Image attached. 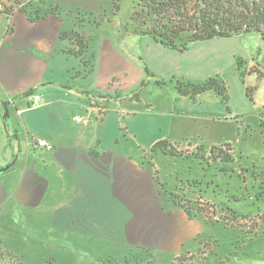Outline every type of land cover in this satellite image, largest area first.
Returning <instances> with one entry per match:
<instances>
[{
  "label": "crops",
  "instance_id": "1",
  "mask_svg": "<svg viewBox=\"0 0 264 264\" xmlns=\"http://www.w3.org/2000/svg\"><path fill=\"white\" fill-rule=\"evenodd\" d=\"M104 1L0 0V169L17 158L0 175V245L16 264H98L124 246L178 255L202 219L165 198L147 154L163 141L232 143L242 154L264 146V77L248 73L245 84L224 73L253 54L246 39L254 34L181 53L150 35L91 25L117 20L100 17ZM212 78L223 82L226 101L215 90L187 93L186 85ZM252 241L251 255L229 264H264V238Z\"/></svg>",
  "mask_w": 264,
  "mask_h": 264
},
{
  "label": "rangeland",
  "instance_id": "2",
  "mask_svg": "<svg viewBox=\"0 0 264 264\" xmlns=\"http://www.w3.org/2000/svg\"><path fill=\"white\" fill-rule=\"evenodd\" d=\"M139 4V0H105L100 17L110 15L117 20L104 23L92 21L91 25L112 26L116 31L123 27L122 30L127 33L143 35L146 28L140 26L141 18L137 14ZM104 11L109 14L104 15ZM83 16L87 19L86 12ZM251 34L255 37L246 40L254 46L253 54H247L244 59L235 58L233 65L228 64L224 68V73L235 74L245 84L250 81L248 73H257L259 79V75L264 73V38ZM75 39L85 51L87 36L79 34L75 35ZM186 50L176 49L181 53ZM165 55L168 61L169 57ZM85 64L86 67L94 66L87 60ZM161 71L163 74L166 72L165 69ZM182 77L189 81L188 76ZM217 78L223 81L221 75ZM256 82V86H251L255 88L254 95L259 84L258 80ZM8 109L13 119L16 111L12 106ZM261 111L259 128L264 139V108ZM10 125L11 121H8L7 128L10 129ZM254 131L257 132L256 129ZM164 142L160 148L153 147L146 155V165L152 169L158 189L165 194V198L186 210L191 218L202 219L203 226H195L194 239L186 240L178 255L124 246L117 248L114 256L98 264H173L179 256L188 253L196 256L197 263L205 264H229L231 258H247L253 249L252 240L264 238L259 230V226H264V146L255 145L248 153L242 154L232 143L204 147L198 140ZM157 153L163 155L155 158ZM16 263V256L0 245V264Z\"/></svg>",
  "mask_w": 264,
  "mask_h": 264
},
{
  "label": "trees",
  "instance_id": "3",
  "mask_svg": "<svg viewBox=\"0 0 264 264\" xmlns=\"http://www.w3.org/2000/svg\"><path fill=\"white\" fill-rule=\"evenodd\" d=\"M137 14L140 26L146 28L143 35H150L166 47L186 50L192 43L214 38H229L256 33L264 37V0H139ZM144 28V29H145ZM244 75V74H243ZM264 77V73L259 75ZM187 93L196 96L208 90H215L224 100L227 91L221 80L209 79L203 84L186 85ZM181 92L186 93L182 86ZM255 88L247 89V96L253 101ZM166 142L155 144L160 148ZM201 253V252H200ZM196 256L181 255L173 264L197 263Z\"/></svg>",
  "mask_w": 264,
  "mask_h": 264
},
{
  "label": "built area",
  "instance_id": "4",
  "mask_svg": "<svg viewBox=\"0 0 264 264\" xmlns=\"http://www.w3.org/2000/svg\"><path fill=\"white\" fill-rule=\"evenodd\" d=\"M40 101H41V96L35 95L32 107L36 108L38 106V104L40 103ZM77 121L78 122H87L88 120H84L83 118H77ZM37 145L39 147H43V148H46L48 150L52 149V145L48 144L45 140H38Z\"/></svg>",
  "mask_w": 264,
  "mask_h": 264
},
{
  "label": "water",
  "instance_id": "5",
  "mask_svg": "<svg viewBox=\"0 0 264 264\" xmlns=\"http://www.w3.org/2000/svg\"><path fill=\"white\" fill-rule=\"evenodd\" d=\"M2 107L4 108L5 111V115L4 118L7 119L9 117V109H8V104L7 103H3ZM17 161V158H15L12 162H10L8 165H6L5 167L0 169V175L3 174L4 172H6L7 170H9Z\"/></svg>",
  "mask_w": 264,
  "mask_h": 264
}]
</instances>
